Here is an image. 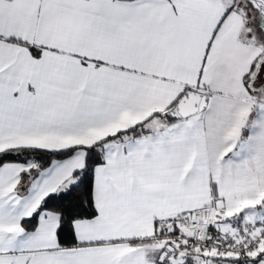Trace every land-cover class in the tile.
Wrapping results in <instances>:
<instances>
[{
	"label": "snow or ice",
	"instance_id": "obj_1",
	"mask_svg": "<svg viewBox=\"0 0 264 264\" xmlns=\"http://www.w3.org/2000/svg\"><path fill=\"white\" fill-rule=\"evenodd\" d=\"M0 264H264V0H0Z\"/></svg>",
	"mask_w": 264,
	"mask_h": 264
}]
</instances>
